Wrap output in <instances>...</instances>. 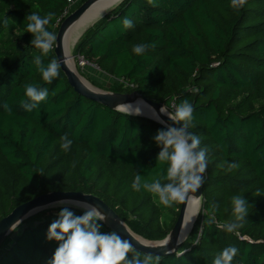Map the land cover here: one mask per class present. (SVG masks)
I'll list each match as a JSON object with an SVG mask.
<instances>
[{
    "label": "trees",
    "instance_id": "trees-1",
    "mask_svg": "<svg viewBox=\"0 0 264 264\" xmlns=\"http://www.w3.org/2000/svg\"><path fill=\"white\" fill-rule=\"evenodd\" d=\"M67 6L68 0H0V221L39 196L81 193L103 201L136 236L162 241L182 202L166 207L131 184L137 173L167 183L153 139L163 126L78 95L61 69L48 84L34 64L35 56L44 65L56 58L55 45L47 55L32 46L26 16L54 12L46 27L55 33ZM124 17L132 28L123 27ZM139 43L148 48L138 56ZM73 56L110 78L111 93L137 92L173 113L184 100L194 107L189 131L208 160L201 207L179 251L161 264H212L228 246L239 250L232 264H264V0H247L239 10L231 0H123L84 32ZM27 85L49 91L31 112L21 107ZM64 134L73 141L67 151L60 147ZM230 163L238 167L228 170ZM237 194L250 204L238 235L218 227L234 219ZM212 203L219 208L209 224ZM60 208L22 222L1 246L0 264H47L58 243L46 234ZM101 231L111 232L104 224Z\"/></svg>",
    "mask_w": 264,
    "mask_h": 264
},
{
    "label": "clouds",
    "instance_id": "clouds-1",
    "mask_svg": "<svg viewBox=\"0 0 264 264\" xmlns=\"http://www.w3.org/2000/svg\"><path fill=\"white\" fill-rule=\"evenodd\" d=\"M148 2L152 4L153 0ZM114 3L119 4L120 0H114ZM246 3L247 0H231V6L237 10L243 8ZM54 15V12H48L41 17L37 13H31L25 18L28 21L26 32L32 34L31 45L41 50L43 55L52 51L57 41V35L46 27L53 20ZM122 24L125 29L134 26L132 19L128 17L123 18ZM147 48V44L139 43L134 45L133 52L139 56L144 54ZM34 64L41 73L43 81L48 84H51L60 74L61 63L56 58L44 65L41 56H35ZM48 95L47 88L27 85L25 88L27 101L22 102L21 107L31 112L39 106L40 102L45 101ZM3 107L6 112L12 111L6 103ZM119 109L128 111V105H121ZM160 111L172 121V124H165L160 120L164 127L159 129L153 138L157 146L161 148L156 157L157 162L167 164L166 176L163 177L167 183L162 184L159 179L148 182L137 173L131 187L137 192L144 189L158 197L160 204L172 207L175 203L185 202L190 193L198 191L203 186L204 173L208 167L207 148H201L200 138L189 131L194 119V107L188 100L176 106L174 113H166L163 106ZM72 143L68 135L64 134L61 137L60 147L67 151ZM237 167L235 163L228 164V170ZM67 203L71 201L57 202L58 205ZM232 205L234 219L218 227L226 233L238 235L249 215L250 204L246 197L237 194L232 197ZM74 206L83 209L81 215H77L69 207H61L57 218L48 227L46 239L56 241L58 247L47 264H161V255L139 251L115 230L102 232L101 228L107 222V216L97 205L79 201ZM218 208L219 205L216 203L210 205L212 215L207 223L215 222L214 214ZM10 230L15 231L12 227ZM238 251L235 246L225 247L216 255L212 264H232ZM184 252L179 255H184Z\"/></svg>",
    "mask_w": 264,
    "mask_h": 264
},
{
    "label": "water",
    "instance_id": "water-1",
    "mask_svg": "<svg viewBox=\"0 0 264 264\" xmlns=\"http://www.w3.org/2000/svg\"><path fill=\"white\" fill-rule=\"evenodd\" d=\"M98 1L99 0H86L83 4L76 7L70 15H68L66 18L62 20V22L59 24L55 32V34L57 35V41L54 46V55L56 59L61 63L60 69L62 73L64 74V76L66 77L70 87L78 95L83 96L90 101L96 102L104 107H107L119 113L134 116V117L145 118L163 127H164V124L160 123V120L164 121L165 124H172V121L169 120L167 115L163 114L160 111L162 106L148 101L141 94L137 92H133L131 94H118V93H111V92L108 93V92H103L101 90H98L92 87L90 84L89 85L93 89H89L79 80V78L67 66L66 64L67 58H66L65 51L63 48V41H64L65 34L68 31V29L78 19H80L83 16L84 13L93 4H95ZM122 1L123 0H120V3ZM105 15H103L101 18H103ZM101 18L97 19L95 22H93V24H95ZM138 100L143 104V106H145L146 109L150 110L156 116L157 119H153L149 117L147 113L141 110H138V112H134L130 110L129 108H132V106H134ZM126 104L128 105V111H121L119 109V106L126 105ZM174 126L178 127L179 125H174ZM203 179L205 180V174H204ZM202 187L198 191L190 193L189 198L185 202H182L179 215H178L177 221L173 229L171 230L170 234L164 240L159 241V242H148L142 238L141 239L144 240V242H146L149 245H145L143 243L138 242L133 237L131 231L127 228V226L119 218V216L97 197H94L92 195H84L81 193L54 192V193L45 194L43 196H39L15 208L7 217H5L4 219L0 221V248L4 244V242L7 240L9 235L13 232L10 230L11 227L15 230L17 228L16 225L19 224V221H21L22 223L24 220L28 219L29 217L36 215L39 212H42L46 209L51 208L53 205L57 204L58 201L66 200V201H72L76 203L79 201H85L87 203L97 205L100 208V210L104 212L107 216V222L104 223L106 228H108L110 231L115 230L122 238L129 240L139 251L144 252V253H153V254L161 255L162 258L169 256V255H173L179 251L180 247L185 242V241H181L180 235H181V230L183 227L184 214H185V209L187 207L188 200L190 198L198 199L200 200V203H201Z\"/></svg>",
    "mask_w": 264,
    "mask_h": 264
},
{
    "label": "bare ground",
    "instance_id": "bare-ground-1",
    "mask_svg": "<svg viewBox=\"0 0 264 264\" xmlns=\"http://www.w3.org/2000/svg\"><path fill=\"white\" fill-rule=\"evenodd\" d=\"M116 6H117V4L114 3V0H99L98 2L93 4L84 13V15L80 19H78L66 32L65 37H64V41H63V48H64L65 55L67 58L66 64L78 78H79V76H78L76 68H75V62H74L72 55H71V50L73 48V45L75 44L76 40L80 36L81 32L88 25L92 24L97 19L101 18L103 15H105L106 13L111 11ZM79 80L87 88L93 89L91 86L86 84L80 78H79ZM163 108H164L166 113L170 114L167 108H165V107H163ZM129 109L134 111V112H138V110H141V111L147 113L149 117H151L153 119H157L156 116L150 110L146 109L145 106H143V104L139 100L135 103L134 106H132V108H129ZM144 109H146V110H144ZM75 204H76V202L71 201V203H67V204H63V205L55 204L51 208L67 206V207H71L72 209L78 208L80 210H83L81 207L74 206ZM200 207H201L200 200L193 199V198H190L188 200L187 207L185 209V214H184L183 227H182L181 235H180L181 241H185L184 239H186L188 234L191 232ZM193 219H194V221H193ZM132 235L138 242L143 243L145 245H149L146 242H144V240H142L141 238L136 236L135 234L132 233Z\"/></svg>",
    "mask_w": 264,
    "mask_h": 264
},
{
    "label": "rangeland",
    "instance_id": "rangeland-1",
    "mask_svg": "<svg viewBox=\"0 0 264 264\" xmlns=\"http://www.w3.org/2000/svg\"><path fill=\"white\" fill-rule=\"evenodd\" d=\"M82 0H80V2H81ZM80 2L78 3V5H77V7L80 5ZM83 4V3H82ZM93 24V23H92ZM92 24H90V25H88L82 32H81V34H80V36L78 37V39L76 40V42H75V44L73 45V48H72V50H71V55H72V58H73V60H74V62H75V68H76V71H77V74H78V76H79V78L82 80V81H84L86 84H90L92 87H94V88H96V89H98V90H101V91H103V92H108V93H110V88L113 86V81L110 79V78H108V77H106V76H104L103 74H101L100 72H99V70L96 68V67H93V66H90V65H87L85 62H82L81 61V59H79V58H75L74 56H73V49H74V47H75V45H76V43L78 42V40L82 37V35L84 34V32L90 27V26H92ZM56 30H57V28H55V32H56ZM92 81V82H91ZM92 83L93 84H95V85H98V86H100V88L99 87H96V86H93L92 85ZM89 85V86H90ZM168 111H169V113L171 114V113H173V108H172V106L170 107V109H168ZM200 205H201V203H200ZM64 207H67V206H64ZM55 208H60V207H55ZM55 208H49V209H46V210H50V209H55ZM69 208H71V207H69ZM72 209V208H71ZM73 209H75V210H80V209H78V208H73ZM80 211H83V210H80ZM199 211H200V209H199ZM199 213V212H198ZM34 216V215H33ZM198 216V215H197ZM196 219H197V217H196ZM196 219H195V222H196ZM27 220V219H26ZM25 221V220H24ZM23 221V222H24ZM194 222V223H195ZM192 231V230H191ZM191 233V232H190ZM190 233L188 234V236L190 235ZM10 236V235H9ZM187 236V237H188ZM187 237H186V239H187ZM13 238V237H12ZM12 238L9 240V242L12 240ZM186 239H184L185 241H186Z\"/></svg>",
    "mask_w": 264,
    "mask_h": 264
},
{
    "label": "built area",
    "instance_id": "built-area-1",
    "mask_svg": "<svg viewBox=\"0 0 264 264\" xmlns=\"http://www.w3.org/2000/svg\"><path fill=\"white\" fill-rule=\"evenodd\" d=\"M80 2V0H76V1H72V0H68V6L67 9L64 11L63 15L61 16V18L58 20L57 22V26L62 22V20L64 18H66L69 14V12H71L73 9H75L78 5V3ZM82 62H85L83 59H81ZM87 65H90L89 63L85 62ZM93 66V65H90ZM95 67V66H93Z\"/></svg>",
    "mask_w": 264,
    "mask_h": 264
}]
</instances>
